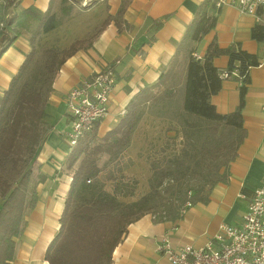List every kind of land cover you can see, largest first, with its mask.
I'll return each instance as SVG.
<instances>
[{
	"label": "trees",
	"instance_id": "trees-1",
	"mask_svg": "<svg viewBox=\"0 0 264 264\" xmlns=\"http://www.w3.org/2000/svg\"><path fill=\"white\" fill-rule=\"evenodd\" d=\"M54 1L41 11L33 6L23 8L20 0H0V57L19 36L27 37L31 44L30 52L0 98V264H10L13 260L15 239L23 232L26 214L37 201L33 167L49 132L46 105L59 68L77 51L90 48L111 22L120 32L128 27L123 17L132 0H121L117 13L108 15L87 37L63 49L54 45L40 49L39 38L56 29L60 18L68 17L71 12L68 0H60L61 17H57ZM97 1L93 0L92 4ZM218 9L209 0L204 1L176 43L175 54L158 80L144 86L130 100L112 129L97 136V123L94 133L80 139L72 148L65 161L66 169L71 172L70 187L58 231L44 255L50 264H114L113 251L122 242L129 224L144 214H152L158 220L179 219L182 209L196 202L206 203L212 189L227 181L229 165L246 136L243 110L249 69L258 65V59L239 44L222 48L215 40L208 45L203 58L193 56L201 39L214 29ZM162 24L163 20L156 21L155 30ZM251 37L264 41V25H255ZM219 56L228 57L226 71L213 63ZM182 58L187 61V67L184 109L179 110V115L185 143L178 153L152 159L149 191L137 200L126 201L135 196L136 180L124 173V165L116 171L109 167L124 156L143 116L154 107L165 109L167 104H172L177 88L168 80ZM233 71L241 82L239 101L234 110L220 114L211 97L221 90L224 79L221 74ZM197 126L202 129L200 135ZM103 159L106 160L100 166ZM187 177L197 180L195 186L184 183ZM38 178L42 180L41 176ZM165 181L168 184L162 189ZM171 183L190 188L185 192V187L179 188L174 196Z\"/></svg>",
	"mask_w": 264,
	"mask_h": 264
},
{
	"label": "crops",
	"instance_id": "crops-1",
	"mask_svg": "<svg viewBox=\"0 0 264 264\" xmlns=\"http://www.w3.org/2000/svg\"><path fill=\"white\" fill-rule=\"evenodd\" d=\"M50 1L20 0L23 8L33 6L41 11L49 7ZM204 1L132 0L123 17L128 27L120 32L111 22L90 48L77 51L61 65L46 105L49 132L33 167L37 201L26 214L23 232L15 239V255L10 264H50L44 258L45 251L58 231L71 182V172L65 167L72 150L66 139L72 124L66 106L67 94L92 74L108 66L113 68L116 82L108 112L96 130L97 136H103L118 123L130 100L144 86L158 80L175 54L176 43L182 39ZM82 2L84 5L80 6ZM92 2L68 0L71 12L61 23L67 18L71 20L73 25L69 29L73 32L67 35L64 31H51L41 37H48L50 42L51 37L60 40L62 47L58 48L63 49L92 34L108 15H115L121 0ZM53 10L61 14L60 1L53 2ZM159 20H163V24L155 30L154 24ZM257 24L260 23L253 15L223 6L218 9L214 29L201 39L195 52L203 58L208 45L215 40L222 48L239 44L258 59V65L249 69L243 110L246 136L229 165L227 181L212 189L206 203L196 202L188 206L179 219L158 220L152 214H144L129 224L122 242L113 251L114 264H170L157 249L164 235L176 247L186 244L202 247L221 224H241L248 202L264 178V44L251 37V30ZM30 50L28 38L19 36L1 55L0 98ZM213 63L221 71H226L228 57H216ZM186 67L187 61L180 59L168 83L176 88L184 86ZM239 86L240 81L235 75L223 79L221 90L211 97L218 113L226 114L235 109L239 101ZM136 144L137 132H134L128 150L131 151Z\"/></svg>",
	"mask_w": 264,
	"mask_h": 264
},
{
	"label": "built area",
	"instance_id": "built-area-1",
	"mask_svg": "<svg viewBox=\"0 0 264 264\" xmlns=\"http://www.w3.org/2000/svg\"><path fill=\"white\" fill-rule=\"evenodd\" d=\"M209 1L216 8L230 6L240 13L251 14L264 25V0ZM193 56L201 59L196 53ZM232 75L237 76V72L221 74L223 78ZM115 82L114 70L108 66L92 74L67 94L66 106L72 124L66 139L71 148L80 139L94 133L95 125L107 114ZM186 208L182 209L181 216ZM157 249L170 264H264V178L248 202L240 225L221 224L202 247L190 244L176 247L164 235Z\"/></svg>",
	"mask_w": 264,
	"mask_h": 264
},
{
	"label": "rangeland",
	"instance_id": "rangeland-1",
	"mask_svg": "<svg viewBox=\"0 0 264 264\" xmlns=\"http://www.w3.org/2000/svg\"><path fill=\"white\" fill-rule=\"evenodd\" d=\"M60 0H56V2ZM80 1V0H78ZM84 5L82 2L80 6ZM57 17H61V14L56 12ZM63 18H60L62 20ZM80 20V19H79ZM78 20V21H79ZM77 21V22H78ZM71 20L64 19V21L59 25L53 32L64 31L65 34H70L71 31ZM76 22V23H77ZM75 24V23H74ZM76 33V32H74ZM76 34H74L75 36ZM51 41L48 37H41L38 40V46L41 48L45 45H54L56 47H62L60 40L56 41L52 39ZM65 45V44H63ZM172 104H167L166 108L160 109L158 106L154 107L148 113H146L141 119L140 123L136 127L134 132H137V144L130 151L124 153V156L119 157L113 165H110L109 169L116 171L117 169L123 168L125 166L124 173L136 180V192L133 198H128L126 201L137 200L142 195L146 194L149 191V180L151 178V160L154 158L162 159V156H170L172 154L178 153L181 147L185 143V138L181 130L183 122L181 121V115H179V110L183 111V102H184V86H177V94L174 99L171 100ZM170 101V102H171ZM125 113V111H124ZM122 112V115L124 114ZM196 123H201L198 119L193 118ZM198 128L200 126H197ZM197 134L202 133L201 127L197 130ZM174 137V138H173ZM173 138V139H172ZM175 151V152H174ZM132 158V160H131ZM106 159H103L100 162V166L103 165ZM107 169L105 168L103 172ZM123 171V170H122ZM103 173L100 175L102 179ZM195 179L187 177L185 182H189L190 186H195ZM168 184V181H165L163 187ZM190 186H179L177 183H171L172 191H174V196L178 194L179 188L184 192L190 188ZM107 188H111V184L107 185Z\"/></svg>",
	"mask_w": 264,
	"mask_h": 264
}]
</instances>
